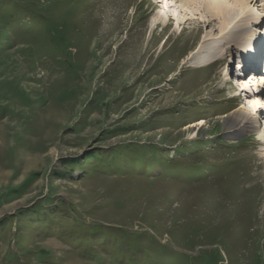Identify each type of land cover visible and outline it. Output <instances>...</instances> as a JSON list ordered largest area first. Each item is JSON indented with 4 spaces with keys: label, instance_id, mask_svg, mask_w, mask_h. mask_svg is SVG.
Listing matches in <instances>:
<instances>
[{
    "label": "rangeland",
    "instance_id": "rangeland-1",
    "mask_svg": "<svg viewBox=\"0 0 264 264\" xmlns=\"http://www.w3.org/2000/svg\"><path fill=\"white\" fill-rule=\"evenodd\" d=\"M203 2L0 0V264H264V0Z\"/></svg>",
    "mask_w": 264,
    "mask_h": 264
},
{
    "label": "bare ground",
    "instance_id": "bare-ground-1",
    "mask_svg": "<svg viewBox=\"0 0 264 264\" xmlns=\"http://www.w3.org/2000/svg\"><path fill=\"white\" fill-rule=\"evenodd\" d=\"M204 2H203V6L205 7V9H207L208 11H209V13L212 15V19H214L215 17L214 16H216V18H218V20L220 19V21L222 20V24L220 25L219 24V28H220V30L221 31H223L224 29H227L228 27H229V24H230V21H231V15H232V11H233V9H234V7L235 6H237L238 4H240V2H243V1H245V0H203ZM167 6V4H164L163 5V9L164 8H167L166 7ZM167 10V9H166ZM169 11H171L172 12V14H173V17H175L176 16V20H177V22H179V17L177 16V12L173 9V8H170V10ZM161 11H159V13H160ZM261 13V12H260ZM260 13L259 12H257V14L258 15H260ZM261 15H262V13H261ZM264 15V14H263ZM167 16V15H166ZM169 16V15H168ZM218 16V17H217ZM183 18V17H182ZM168 19V21H169V19H171V18H167ZM167 19H165V18H161V20H160V22L161 23H163L164 22V24H165V20H167ZM186 19H188V18H186ZM259 19H260V16L259 17H257V18H255L254 19V26H255V23L257 24V23H259ZM185 22V21H184ZM206 22V21H205ZM211 22V21H210ZM158 23V22H157ZM178 23H176V25H177ZM176 25H174V27L176 26ZM263 27V26H262ZM258 28V27H257ZM257 28H256V30H254L253 32H251L252 34H249V36L246 38L247 40H246V42L248 41V40H250V38L252 37L253 38V36L255 35H257V33H260L258 30H257ZM117 30V29H116ZM115 30V31H116ZM262 30V29H261ZM260 30V31H261ZM173 31V30H172ZM229 31H230V29H229ZM114 32V31H113ZM261 35V34H260ZM258 36V35H257ZM253 40V39H252ZM253 41H255V43H256V45H254V47L255 48H257L256 50H253V49H251L250 48V46L248 45V42H247V46H246V50L243 52V55H245V58L246 57H248L249 56V58H250V56H251V60H252V58H253V53H255L256 52V56L257 57H259L260 56V53H261V51H259V44L258 43H260V42H258V40L256 39V40H253ZM211 43H213V42H211ZM263 48H264V44H263ZM262 49V48H261ZM242 50H243V48H242ZM241 49H240V51H242ZM192 53V52H191ZM194 53V52H193ZM190 54V53H189ZM211 54V53H210ZM242 55V56H243ZM200 56V55H199ZM225 56V55H224ZM263 56H264V52H263V54H262V63L261 64H263ZM187 57H189V55H187ZM194 56H193V54L189 57V58H193ZM201 57V56H200ZM194 58H196V57H194ZM256 58V57H255ZM243 59V58H242ZM247 59V58H246ZM258 59V58H257ZM190 60V59H189ZM221 60H223V58L221 57L220 59H218V61H221ZM248 60V59H247ZM247 60H241L240 62H238L237 64H238V66H239V68H240V65H241V62H247L248 64H250V62L249 61H247ZM190 62V61H189ZM256 63V62H255ZM261 69H262V65H261ZM262 71H264V69H262ZM250 74V75H249ZM248 75L249 76H247L246 77V79L248 78V81H246V82H249V84H252L253 86H254V88L255 89H259V87H261V84H263L264 83V75H260V76H256V75H254L253 74V72H251V73H249ZM261 79V80H260ZM257 80V82L255 83V81ZM261 81V82H260ZM248 83H246V85H247ZM262 88L263 89H259L255 94H252V98L249 100V101H247L248 103L250 102L251 104H252V106L251 107H259V108H263L264 109V87H263V85H262ZM251 100H253V101H251ZM239 118H241L242 119V122L240 123V124H237V120L239 119ZM264 119V118H263ZM202 122V120H200L199 121V123H201ZM259 122V119L258 118H256V117H253V115H252V113L249 111V110H245V108L244 109H242V112H236L234 115H232L231 117H229L228 119H227V125H228V127L230 128L229 129V132H232V131H234L237 127H242V129L243 130H249V129H253V128H255L256 127V125H257V123ZM196 124V123H195ZM193 126V125H192ZM188 127H189V125H188ZM260 137L264 140V135H260Z\"/></svg>",
    "mask_w": 264,
    "mask_h": 264
}]
</instances>
